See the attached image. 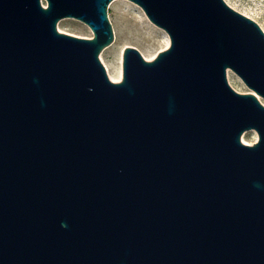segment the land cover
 <instances>
[{
    "label": "water",
    "instance_id": "obj_1",
    "mask_svg": "<svg viewBox=\"0 0 264 264\" xmlns=\"http://www.w3.org/2000/svg\"><path fill=\"white\" fill-rule=\"evenodd\" d=\"M113 1L0 0V264H264V31L224 0H128L170 46L126 47L113 82Z\"/></svg>",
    "mask_w": 264,
    "mask_h": 264
},
{
    "label": "rangeland",
    "instance_id": "obj_2",
    "mask_svg": "<svg viewBox=\"0 0 264 264\" xmlns=\"http://www.w3.org/2000/svg\"><path fill=\"white\" fill-rule=\"evenodd\" d=\"M114 0L107 10L108 19L114 32L113 43L103 50L100 60L110 72H121L123 78V51L126 47L136 48L147 61H152L166 47L164 31L149 21L142 9L128 1L122 7ZM230 7L244 15H250L264 31V0H228ZM45 6V2H43ZM153 24V25H152ZM58 31L78 38H92L93 33L82 22L75 19H64L58 23ZM168 36V35H167ZM169 38V37H168ZM106 68V67H105ZM230 86L238 93H250L242 80L232 71H228ZM122 80V79H121ZM258 141L255 131H248L242 135V143L253 145Z\"/></svg>",
    "mask_w": 264,
    "mask_h": 264
},
{
    "label": "bare ground",
    "instance_id": "obj_3",
    "mask_svg": "<svg viewBox=\"0 0 264 264\" xmlns=\"http://www.w3.org/2000/svg\"><path fill=\"white\" fill-rule=\"evenodd\" d=\"M225 2H227L229 5H230V3H229V1L228 0H224ZM117 2V5L119 6V7H122L123 5H124V2H122L121 0H118V1H116ZM244 15L245 16H247V17H249L250 19H253L250 15H248V14H245L244 13ZM153 25V24H152ZM165 33V32H164ZM164 39H165V43H166V47H168L169 46V38H168V36H167V34L165 33L164 34ZM106 67V70H107V72H108V75H109V77H110V79L113 81V82H120L121 81V79H122V74H121V72H114V73H111L110 72V68L108 67V66H105ZM227 76H228V78H229V80H231L232 78H231V76H230V73L228 72V74H227Z\"/></svg>",
    "mask_w": 264,
    "mask_h": 264
}]
</instances>
